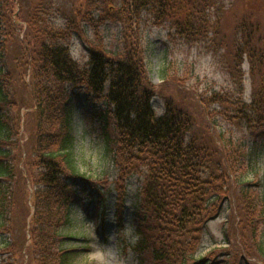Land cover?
I'll use <instances>...</instances> for the list:
<instances>
[{
	"label": "trees",
	"instance_id": "1",
	"mask_svg": "<svg viewBox=\"0 0 264 264\" xmlns=\"http://www.w3.org/2000/svg\"><path fill=\"white\" fill-rule=\"evenodd\" d=\"M47 2L0 0V33L17 44V50L0 51V228L10 231L11 220L21 224V250L31 264L73 263V193L79 183L90 195L104 198L108 191L106 178L79 169L71 127L79 90L98 119L97 154L116 172L118 212L127 182L136 178L134 251L149 253L154 264L211 261L206 256L216 247L199 258V238L228 201L230 264H258L264 257V190L253 177L264 140L258 146L244 136L226 137L219 123L264 133V19L258 11L235 14L239 0H80L73 26L61 27L49 19ZM107 22L122 28L118 50L103 42L99 27ZM154 26L184 43H202L220 57L230 82L200 91L169 63L162 65L160 83H153L145 55ZM74 35L85 44L83 62L69 50ZM14 79L32 100L26 113L21 107L28 102L16 100ZM156 95L163 98L159 115L151 105ZM26 121L30 148L19 135Z\"/></svg>",
	"mask_w": 264,
	"mask_h": 264
},
{
	"label": "rangeland",
	"instance_id": "2",
	"mask_svg": "<svg viewBox=\"0 0 264 264\" xmlns=\"http://www.w3.org/2000/svg\"><path fill=\"white\" fill-rule=\"evenodd\" d=\"M25 1V0H23ZM31 6L37 0H30ZM44 9L48 17L56 26L71 24L75 16L80 12V0H48ZM253 7L258 11L259 20L264 19V0H239L234 5L235 14L242 13L243 10ZM240 16V15H238ZM1 24V23H0ZM75 26V25H74ZM103 35V42L106 48L118 50L122 28L117 23L107 22L99 27ZM148 45L146 50V64L150 79L153 83L159 84L161 81L162 65L169 63L187 73L189 79L200 91L210 90L226 86L230 82V77L224 63L219 56H214L202 43L188 44L182 42L179 37L166 35L167 29L155 27L148 32ZM92 36V32L90 31ZM3 34L0 33V51L17 50V44L11 40L4 41ZM85 44L80 36L74 35L70 41V49L75 60L83 62L85 59ZM13 64L11 63L10 67ZM243 69H246L244 64ZM16 100L21 103L27 100L26 109L21 107V111L26 113L32 109V100L28 97V91L23 82L14 79L11 84ZM245 97L250 93L249 77L244 80ZM84 96L78 90L72 101V133L75 143V153L77 154L78 165L81 173L86 176H101L106 178L108 191L103 198L101 194H89L88 186L79 183L77 192H74V199L71 204L73 215L71 245L76 254L72 264H154L151 255L147 252L138 253L133 249L134 243V221L135 213L132 205V198L135 188V177L127 182V198L121 212H118L116 205V192L113 182L116 172L109 169L107 163L99 157L98 139V119L94 116V111L84 101ZM151 105L159 115L163 112V98L154 96ZM27 110V111H26ZM20 123V122H19ZM30 122L26 121L25 128L20 127L22 142L28 148L33 145ZM220 127L226 137L233 139L244 136L247 144L257 143L261 146L264 140V133L260 131L248 132L245 126L234 124L232 121H220ZM22 124V122H21ZM257 174L253 178L259 180L260 189L264 190V156L256 161ZM252 175V173L248 174ZM103 205L101 210L100 206ZM228 201L224 202L217 217L209 220L201 234L197 256L203 258L207 252L214 248L213 252L206 257L213 258L203 264H230L232 255L229 248L228 238L225 233V223L228 213ZM119 213V214H118ZM120 215V216H119ZM120 217V220L118 219ZM10 231L0 228V244L6 240L11 243V248H0V264H31L30 258L21 250L23 230L21 224L11 220L9 222ZM8 227V225H7ZM70 229V228H69ZM247 246L252 245L249 237L243 238ZM208 255V254H207ZM243 260V259H242ZM246 262V263H245ZM258 264H264V257H257ZM242 264H248L243 260Z\"/></svg>",
	"mask_w": 264,
	"mask_h": 264
}]
</instances>
